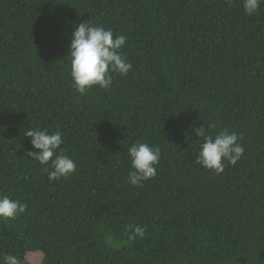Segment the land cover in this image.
Instances as JSON below:
<instances>
[{
  "label": "trees",
  "instance_id": "16d2710c",
  "mask_svg": "<svg viewBox=\"0 0 264 264\" xmlns=\"http://www.w3.org/2000/svg\"><path fill=\"white\" fill-rule=\"evenodd\" d=\"M85 21L125 35L133 67L81 96L66 58ZM201 126L236 132L240 160L198 164ZM37 128L61 131L68 179L27 155ZM137 141L161 150L141 187L126 179ZM0 195L27 204L0 219V256L23 264H264V4L0 0Z\"/></svg>",
  "mask_w": 264,
  "mask_h": 264
},
{
  "label": "clouds",
  "instance_id": "9594fccd",
  "mask_svg": "<svg viewBox=\"0 0 264 264\" xmlns=\"http://www.w3.org/2000/svg\"><path fill=\"white\" fill-rule=\"evenodd\" d=\"M261 4H264V0H243V9L252 16L257 14ZM126 43L127 37L122 34L114 36L112 29L87 21L74 25L66 59L70 61V77L75 91L83 96L94 86L108 89L113 82L112 73L127 76L133 65L121 51ZM193 131L202 138L196 162L216 174L223 172L225 161L235 165L245 151L238 142L241 137L236 132L223 129L213 136L207 134L203 126L193 127ZM25 136L31 138L34 149L28 150L27 155L46 166L42 171L47 173L49 181L68 179L75 173L76 163L61 149L64 141L59 129L54 132L28 129ZM128 156L131 170L126 179L130 185L141 187L144 181L157 175L156 165L161 156L158 146L137 141L128 148ZM26 209L27 204L0 195V219H14ZM126 231L129 240L144 238L146 226L129 224ZM0 264H23V261L18 255L4 254L0 256Z\"/></svg>",
  "mask_w": 264,
  "mask_h": 264
}]
</instances>
